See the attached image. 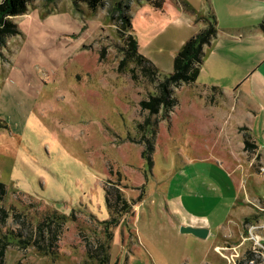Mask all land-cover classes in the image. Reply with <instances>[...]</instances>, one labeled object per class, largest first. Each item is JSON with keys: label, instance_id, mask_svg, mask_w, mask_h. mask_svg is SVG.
<instances>
[{"label": "rangeland", "instance_id": "1", "mask_svg": "<svg viewBox=\"0 0 264 264\" xmlns=\"http://www.w3.org/2000/svg\"><path fill=\"white\" fill-rule=\"evenodd\" d=\"M57 1L34 0L56 14L20 17L23 37L0 49V264H100L92 250L107 244L108 264H264V230L255 236L250 221L264 208V174L245 150L247 110L186 85L172 89L173 110H143L163 79L152 84L134 59L120 72L127 35L107 18L116 0L105 18ZM143 1H127L140 50L167 55L153 31L165 19ZM106 189L135 205L111 240Z\"/></svg>", "mask_w": 264, "mask_h": 264}, {"label": "crops", "instance_id": "2", "mask_svg": "<svg viewBox=\"0 0 264 264\" xmlns=\"http://www.w3.org/2000/svg\"><path fill=\"white\" fill-rule=\"evenodd\" d=\"M179 2L187 3L194 13L186 11ZM57 4L62 6L56 0L55 6ZM144 4L151 8L156 15L165 19L159 28L153 26V31L156 33L155 37L161 38L164 45L168 44L167 55L151 56L144 53L159 69L173 70L177 53L187 41L206 27L204 22L197 21L198 15L205 16L211 11L216 15L218 37L212 43L211 49L207 51L195 87L206 91L207 95H212L211 92L213 95L218 93L222 99H215L212 96L214 102L211 100L210 103L212 102L213 105L220 106L225 101L239 104L247 110L251 122L249 126L241 130L244 137L245 135L250 136L256 142L258 149L252 160L254 166L257 163L258 169L260 168L261 173L264 174V143L260 144V135L256 134V131L259 134L262 132L264 134V31L260 27L264 21V0H165L162 13L155 11L146 0L138 5L143 7ZM82 6L83 9L80 10L82 13L77 12L73 1L69 0L65 8L66 11L75 15L81 14L83 18L88 10L85 5ZM132 8L133 5H131V11ZM131 11L130 15L132 16ZM31 13H40L43 16L56 14L54 11L47 13L42 8L32 9L30 7L26 15ZM22 16L14 17L13 21L18 24L16 21ZM94 16L105 18L106 12L101 9ZM136 37L140 50L143 43L140 37L137 35ZM170 44L174 46L173 51L170 49ZM140 52L142 53V50ZM164 56L168 57L165 65L163 64L165 61L161 59ZM214 88L216 89L213 90ZM262 205L264 206V202ZM257 210L259 215L250 216L252 217L250 221L252 222L251 226L256 227L253 230L255 236L260 238L259 234L264 232H261L264 230V208ZM237 225L239 226V223ZM229 235H232V230L227 232L224 239Z\"/></svg>", "mask_w": 264, "mask_h": 264}, {"label": "trees", "instance_id": "3", "mask_svg": "<svg viewBox=\"0 0 264 264\" xmlns=\"http://www.w3.org/2000/svg\"><path fill=\"white\" fill-rule=\"evenodd\" d=\"M75 8L85 5L91 16L98 13L99 10L105 9L109 0H72ZM113 1V0H112ZM128 0H116L113 4V8L108 10L107 18L118 27L119 33L124 31L127 35L125 42V48L122 49L124 59L121 61L119 70L121 73H125L123 65L126 61L134 59L135 62L142 67L144 77L150 79L152 84H155L157 80L163 79L156 88V93L149 97L148 101H143L141 106L143 110H150L157 114L159 108H165L169 111L173 110L177 106V98L173 93L174 88L179 89L183 86H195L198 81L200 71L202 69L204 60L207 56V51L211 49L212 43L218 37V27L216 15L211 11L208 14V18L198 15L197 21L204 22L206 27L198 32L197 35L192 37L182 49L177 53L174 64L173 72L168 76H163L161 70L148 58H146L139 50V43L135 35L133 28V18L130 15L131 3ZM34 0H0V49L5 48L7 41L15 37H23L18 24L13 21L14 17L26 15L29 12ZM148 4L157 12H164L165 0H146ZM208 2V1H207ZM183 5L186 11L193 12L191 7L187 3L179 2ZM116 23V24H115ZM264 31V21L260 25ZM122 37V36H121ZM103 56L102 53H100ZM135 79V78H133ZM136 80V79H135ZM214 88L213 90H215ZM153 114V115H155ZM7 129V125L0 122V130ZM245 150L250 151L255 155L258 146L253 141L252 137H244ZM143 158L147 162L151 163V152L146 150L143 154ZM7 196V188L4 184L0 183V202H3ZM106 204L110 214V221L100 223L103 232L110 236V240L114 237L112 230L119 226L123 218L129 217L134 213V203L127 200L124 193L119 189L113 194L109 189H106ZM41 250V249H40ZM90 249L88 248L87 251ZM91 251V250H90ZM93 251V252H92ZM91 256L98 259L100 264H108L110 261V246H101L100 251L94 252L92 250Z\"/></svg>", "mask_w": 264, "mask_h": 264}, {"label": "water", "instance_id": "4", "mask_svg": "<svg viewBox=\"0 0 264 264\" xmlns=\"http://www.w3.org/2000/svg\"><path fill=\"white\" fill-rule=\"evenodd\" d=\"M181 233L185 235H192L199 239H206L210 232L205 228L185 227L182 228Z\"/></svg>", "mask_w": 264, "mask_h": 264}, {"label": "built area", "instance_id": "5", "mask_svg": "<svg viewBox=\"0 0 264 264\" xmlns=\"http://www.w3.org/2000/svg\"><path fill=\"white\" fill-rule=\"evenodd\" d=\"M253 239L255 240V239H256V237H254V236H253Z\"/></svg>", "mask_w": 264, "mask_h": 264}]
</instances>
